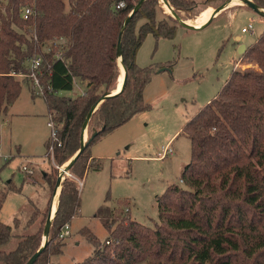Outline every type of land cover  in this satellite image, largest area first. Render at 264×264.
<instances>
[{"label": "trees", "instance_id": "trees-1", "mask_svg": "<svg viewBox=\"0 0 264 264\" xmlns=\"http://www.w3.org/2000/svg\"><path fill=\"white\" fill-rule=\"evenodd\" d=\"M117 1L0 0V113L20 96L18 74L29 71L35 53L42 54L43 97L58 130V140L47 141L49 157L62 165L78 152L83 125L97 105L88 133L89 137L98 134L70 170L80 179L94 160L91 146L95 142L152 108L144 101V90L153 67L136 62L145 37L152 33L156 38H173L178 28L172 16L160 17L157 0H144L123 29L141 0H126L121 9L115 8ZM169 1L180 12L223 0ZM253 1L264 8V0ZM28 5L36 14L25 20L22 9ZM34 34L38 41L33 40ZM120 36L126 86L99 102L104 93L115 89L119 79ZM61 37L67 44L63 57L55 58V51L47 52L44 46ZM242 59L253 66L233 69L218 94L184 125L183 132L191 141V160L182 171L183 183L168 185L157 197L159 222L151 227L129 215L116 214L115 208L100 206L94 216L109 235L102 241L91 229L83 228L81 232L94 249L76 264H141L147 260L264 264V31L246 48ZM81 81L86 84L81 94H61ZM45 178L50 187L45 209L30 200L33 210L25 221L17 217L10 225L0 219V264H27L40 247L58 173ZM7 183L0 189V212L8 191L21 190L12 180ZM59 197L48 243L34 264H57L53 256L62 253L65 245L61 229L80 211V190L72 177H65Z\"/></svg>", "mask_w": 264, "mask_h": 264}, {"label": "rangeland", "instance_id": "rangeland-1", "mask_svg": "<svg viewBox=\"0 0 264 264\" xmlns=\"http://www.w3.org/2000/svg\"><path fill=\"white\" fill-rule=\"evenodd\" d=\"M210 6L180 14L188 21L199 20L198 16L213 13ZM245 6L238 7L232 16L228 13L237 6L227 8L205 28L196 30L200 26L181 27L168 8L158 3L160 17L172 16L178 28L173 38L147 34L136 54L139 66L151 65L154 70L144 90V101L152 108L137 113L91 146L99 159L91 161L83 186L80 188L77 183L80 211L70 222L71 235L63 240V252L53 256L56 263L76 264L92 254L94 246L81 232L85 227L102 241L106 239L109 231L94 216L102 205L151 227L159 222L157 197L168 185L182 184V171L191 160V141L183 132L184 125L218 94L233 69L253 66L240 59L245 52L240 51V43L248 47L257 40L264 31V16ZM252 20L254 31L242 32V27ZM237 34L242 35L241 40L236 39ZM118 65L120 75L119 60ZM18 79L22 84L20 96L0 113V189H5L10 180L21 189L8 191L0 212V219L10 225L17 217L22 221L29 217L33 210L30 200L46 208L50 187L45 177L59 174L67 163L61 165L47 155L46 144L52 138V129L45 98L33 92L28 78ZM85 88L86 84L79 82L63 94L74 97ZM164 151L166 155L160 158L159 153ZM24 165L33 168L34 174L26 173ZM65 177L71 176L68 173ZM59 196L60 193L58 199ZM141 264L164 263L147 260Z\"/></svg>", "mask_w": 264, "mask_h": 264}, {"label": "water", "instance_id": "water-1", "mask_svg": "<svg viewBox=\"0 0 264 264\" xmlns=\"http://www.w3.org/2000/svg\"><path fill=\"white\" fill-rule=\"evenodd\" d=\"M144 0H141L140 2H138L135 7L131 10L130 14L128 15V17L126 18L125 20V23L123 25V29L124 27L127 25V23L132 19V17L138 12V10L140 9L141 7V4ZM168 0H165L164 2L166 4H169L167 2ZM227 0H223L218 6L214 7V12L213 14L210 16V18H208V20L200 27H198L197 29H200L201 27H204V26H207V24L212 20L214 19L217 15L221 14L223 11H225V3H226ZM247 2V6H250L252 7L254 10H256L259 14H261L262 16H264V12H261L259 10V8L261 9H264L262 7H260L259 5H257L253 0H246ZM169 6L171 7L172 11L174 13H176L177 15L180 16V18L182 19L178 20V23L181 27L183 28H186V20L182 17V15L180 14V12L178 10H176L171 4H169ZM122 29V31H123ZM196 29V30H197ZM121 48H122V44H121V36L119 38V42H118V58H117V62H118V59L119 57H121V60H122V63H123V57L121 55ZM246 50V46L244 44H241V47H240V51L241 52H244ZM124 65V63H123ZM125 68V66H124ZM164 69V68H163ZM163 69H161L160 71H162ZM119 78V77H118ZM124 81H125V85L124 87L122 88L121 91H123V89L125 88L126 86V82H127V72H126V68H125V76H124ZM121 91L117 92V93H120ZM113 92H109V93H104L100 99L99 102H102L103 100L111 97V96H114L115 94H112ZM97 108V105L93 107V109L90 111V113L88 114L87 118H86V121L83 125V128H82V132H81V135H80V149L78 150V152L68 161V164L66 166V168L64 170H62L61 168V171L59 172L58 174V178H57V182H56V186L54 188V192H53V198H52V202H51V206H50V210H49V213H48V217H47V221H46V225H45V228H44V233H43V241L41 242V245L40 247L38 248V250L31 256V258L29 259L28 263L27 264H34V262L37 260L38 256L40 255V253L44 250V248L46 247L47 243H48V240H49V235H50V228H51V225H52V221L53 219L55 218V215H56V211L54 212L53 211V206H54V203H55V198H56V195L59 191V193L61 192V187L64 183V180H65V174H68L70 173V170L72 168V165L77 161L80 153L87 147L88 143L93 140L98 132H94L90 137H89V133H88V123H89V120L91 118V115L93 114V112L95 111V109ZM88 135V136H87Z\"/></svg>", "mask_w": 264, "mask_h": 264}, {"label": "built area", "instance_id": "built-area-1", "mask_svg": "<svg viewBox=\"0 0 264 264\" xmlns=\"http://www.w3.org/2000/svg\"><path fill=\"white\" fill-rule=\"evenodd\" d=\"M164 1L165 0H157L159 5L166 8ZM167 2L169 4H171L169 0ZM126 5H127L126 0H118L116 5H115V8H117V9L125 8ZM35 14H36V10L33 6L28 5L22 9V17L25 20H29ZM248 31H252V32L254 31V20L249 22V24L247 26L242 27V32H248ZM33 40L38 41V36L36 34H34ZM66 44H67L66 38H64V37L54 38V39H52L46 43V45L44 46V50H46L47 52L54 50L55 51L54 57L55 58H62L63 53H64V46ZM43 67H44V56L42 54L35 53L31 57V59L29 60V71L27 73H24V74L23 73L18 74L19 76H23V77L28 78L30 80L31 89L33 90V92L36 95H42V96L44 95V92H45V86L42 83V76L44 75ZM48 125L52 129V136L51 137L54 140H58V137H57L58 130L56 128L55 122H54L51 115H50V121H49ZM59 145H60V143H59ZM159 154H160L159 157L162 158L166 155V151L159 153ZM22 169L30 175L34 174V169L28 167L27 165L22 166ZM69 175L77 181L80 188L83 186V179H80V178L72 175L71 173H69ZM180 181L183 183V180H180ZM70 235H71V230H70V224L68 223L62 227L60 237L65 239L66 237H68ZM109 242L110 241H107V243H109Z\"/></svg>", "mask_w": 264, "mask_h": 264}, {"label": "bare ground", "instance_id": "bare-ground-1", "mask_svg": "<svg viewBox=\"0 0 264 264\" xmlns=\"http://www.w3.org/2000/svg\"><path fill=\"white\" fill-rule=\"evenodd\" d=\"M231 4H244V5L247 6V2H246V0H227L226 3H225V9H227ZM165 5H166V7L168 8V11H169L174 17H176V18H178L179 20L182 21V19L180 18V16L177 15L176 13H174V12L172 11L171 7H170L168 4L165 3ZM167 5H168V6H167ZM232 6H234V5H232ZM232 6H231V7H232ZM208 9H212V10H210V11L214 12V8H213V7L210 6V7H208ZM259 10H260L261 12H264V9L259 8ZM204 12H208V11L206 10V11H204ZM212 14H213V13H212ZM212 14H211V15H212ZM211 15H210V16H211ZM210 16H207V17H205V16H198L199 20H197V19L195 18V20H192L191 22H187V21H186V26H187V27H193V26L196 27V25H200V26H202V25L208 20V18H210ZM119 64H120V67H121V74L119 75V79H118L117 87L112 91V92H113L112 94H115V93L121 91L122 88H123L124 85H125V81H124L125 68H124V65H123V63H122L121 57H119ZM67 164H68V162L65 163L64 165H62V167H61L62 170H64V169L66 168ZM58 195H59V191H58V193H57V195H56L55 200L58 199ZM58 201H59V199H58ZM57 206H58V204H57ZM57 206L55 207V209H54V206H53V211H54V212L57 210Z\"/></svg>", "mask_w": 264, "mask_h": 264}, {"label": "crops", "instance_id": "crops-1", "mask_svg": "<svg viewBox=\"0 0 264 264\" xmlns=\"http://www.w3.org/2000/svg\"><path fill=\"white\" fill-rule=\"evenodd\" d=\"M232 5H234V6H232ZM231 6H232V7H236V6H237V7H236L231 13H228L229 16H232L233 13H234V11H235L238 7H243V6H245V5H244V4H231L228 8H230ZM245 7H248V6H245ZM213 8H214V7H213ZM186 21H187V22H191V21H188V20H186ZM196 26H200V25H196ZM205 27H206V26L201 27L200 29H197V30H201V29H203V28H205ZM185 29H186V28H185ZM245 33H247V32H245ZM236 39L241 40V39H242V35L237 34V35H236ZM241 44H244V45L246 46V48H247V45H246L245 43H240V45H241ZM240 59L242 60V58H240ZM80 83H83V82L81 81ZM77 84H79V83H77ZM83 91H84V90L81 89V93H82ZM63 92H64V91H63ZM63 92H61V94H62V95H65V94H63ZM81 93H80V94H81ZM78 95H79V94H78ZM67 96H68V95H67ZM9 106H10V105H9ZM7 109H8V107H7ZM7 109H6L5 111H7ZM49 116H50V114H49ZM92 158H94V161H95V162H96L97 159H99V157L94 156L93 153H92ZM95 168H96V166H95ZM89 169H90V167H89ZM89 169H88V170H89ZM69 224H70V230H71V223H69ZM53 261H54V260H53ZM57 264H58V263H57Z\"/></svg>", "mask_w": 264, "mask_h": 264}]
</instances>
